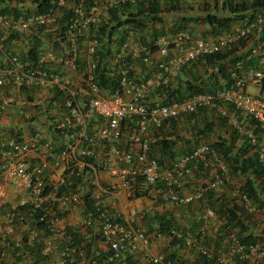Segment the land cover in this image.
Segmentation results:
<instances>
[{
	"label": "built area",
	"instance_id": "2783aa9c",
	"mask_svg": "<svg viewBox=\"0 0 264 264\" xmlns=\"http://www.w3.org/2000/svg\"><path fill=\"white\" fill-rule=\"evenodd\" d=\"M42 1L32 0V7L23 9L24 13L17 18L0 12V55L6 59L0 63V112L12 102L3 93L5 87L25 89L32 82L57 84L66 94L65 112L61 119L53 120L55 129L67 140L53 163L55 169H61L56 178L48 181L44 178V165L29 158L30 153L37 154L42 148L51 149V143L43 139L39 130L25 139L15 133L0 144V179L4 178L36 197L28 215L30 225L21 240L11 246L16 255L23 256L36 247L43 258L58 253L55 264H82L81 258L85 257L86 251L76 241V233L70 232L53 214L51 202L55 198L63 204H84L82 226L98 227L105 251L90 253L86 264H178L177 260H171L163 253L151 252L150 231L135 227L137 212L132 201L137 198V193H144L141 196L155 202L188 207L206 199L209 192L229 184L233 187L235 202L264 224V209L257 208L248 194L232 182L230 168L211 146L193 147L176 160L161 165L151 147L150 135L153 128L166 121L195 113L203 107L213 108L219 116L228 117L229 111L224 104L264 125V9L244 15L229 30L210 37H193L187 29L173 26L146 41L134 29H128L116 53L121 61L118 88L102 95L98 63L94 58L101 41L94 27L111 9L120 5L137 8L150 0H90L86 6L85 0H79L77 4L72 0L73 4L70 0H47L46 8L39 12ZM205 4L206 9L217 12V6H207L210 2ZM69 8L71 15L60 25L58 40L64 46L59 53L40 50L35 63L28 58L21 60L8 47V40L17 35L29 39L39 37L42 28L59 23L64 10ZM253 36L256 44L250 47L247 58L256 57L257 63L244 68L243 59L236 61L230 70L232 81L229 85L182 100L172 99L157 105L147 102L153 90L169 86L187 64ZM80 42L86 44L89 56L84 68L78 63ZM153 51L161 55L154 71L141 78L133 74L129 60L150 65ZM57 60L66 69L77 71L80 68L81 90L72 89L67 81L46 67ZM32 63L36 65L34 68L30 67ZM250 84L259 89L258 94L246 91ZM47 103L50 104L48 97L36 99L32 107ZM94 116L101 125L90 130ZM32 117L24 112L25 119ZM235 126L264 169V143L259 135L246 125L235 123ZM84 175L89 176L91 183L82 198L78 193ZM48 187L55 191L56 197L48 198L45 193ZM86 196L90 199V206L86 203ZM117 198L124 199L128 209L126 217L116 208ZM17 216L16 212L7 216L8 226ZM200 219L203 224L194 229L172 226L169 236H164L158 229L152 230L151 234L154 238L177 239L180 246L197 250L212 264H258L264 258V246L243 241L227 216L215 208L205 206ZM207 228H211V234ZM0 230L3 236L10 231L9 227ZM211 237L217 243L206 246L204 242ZM0 264H4L1 250Z\"/></svg>",
	"mask_w": 264,
	"mask_h": 264
},
{
	"label": "crops",
	"instance_id": "0c3cea01",
	"mask_svg": "<svg viewBox=\"0 0 264 264\" xmlns=\"http://www.w3.org/2000/svg\"><path fill=\"white\" fill-rule=\"evenodd\" d=\"M31 1L32 0L6 1L4 2V6H8V11L6 13L12 14L17 18L24 13L23 9L32 7L30 4ZM222 1L223 0H158V6L159 9L163 11V7L165 6L163 5V2H167V6H173L171 9L179 11L180 16L176 17V25H182V27L187 29L193 37H210L214 35L212 32H214V30L217 31L218 28L212 27L203 21L197 23V20L198 18L203 19L207 14L213 13L212 11L206 9V2L211 3L207 6L219 7ZM235 1L245 2L248 5L252 2V0ZM71 4L73 3L71 2ZM69 7L72 6L70 5ZM217 9H215V11H217ZM127 10L128 11L126 13L122 12L121 9L118 8L115 18L111 16L112 14L110 15V13H106L99 21L100 27L103 25L106 26V29L114 27L111 32L112 35L109 44L107 45L105 41L103 42L105 45L103 49H106L107 45L109 51L102 52L103 49L99 46L98 52L94 56L97 63L100 62L101 67L105 69L103 76L108 78L111 82H117L119 80L118 67L121 64V61L117 58V54H115V52L117 53L118 49L124 42L128 29L135 28L138 36L143 40L148 41V39L152 37V33L157 30H168L172 25L170 24V20L165 17L166 12L163 11V13H159L158 17L160 19L156 17L155 20H151V17H149L147 12H143L138 15L139 19H141L140 22L144 24L143 31H141L140 28H137L135 26L136 23L132 21L115 27L116 22L125 19L127 14L137 15V8L129 7ZM170 10L168 11L170 12ZM161 13L162 15H160ZM63 15L64 14H62L59 20H62ZM178 18L180 20H178ZM234 24L235 21L230 22L228 28H232ZM60 25L61 22L59 21L57 24H52L46 28H42L39 37L35 38L29 39L24 35H17L12 37L11 40L9 39L7 45L19 55L21 60H25L27 58L29 59V56L31 57V52L33 53V51L37 53L40 50H53L54 52L59 53L64 46V43L58 40L59 30L61 28ZM200 27H205L207 32H205L206 30L203 31L202 29H199ZM35 41H37L36 45ZM240 42H242L240 45H238L239 42H236L221 51L225 53L233 49L235 50L234 54H240L242 51H246L256 44V39L253 36L252 38L242 40ZM78 47V63L80 68H84L89 62V56L86 52V44L84 42H80ZM160 57L161 55L158 52L153 51L150 65H145L138 60L130 59L129 67L131 72L140 78L149 75L154 71L156 62L160 59ZM233 57V54H230L222 60H207L201 58L198 61L187 64L181 70L180 75L172 81L168 87L166 86L163 89L160 88L153 90L148 96L147 102L151 105L165 103L170 99H173L172 96H170L171 93L177 96V98L189 97L192 91L187 89L188 83H192L197 86L200 84L199 88L201 87V89L204 90L203 92H210L216 87L221 85L224 86L227 80L223 73H229L230 70L233 69ZM5 61L6 59L4 56L0 55V63ZM32 61H35L34 58H32ZM32 64L33 65H30V67L34 68L36 65H34V63ZM249 66L252 65H246L244 68ZM46 67L56 75L62 77L63 80L67 81V84L72 89H82L83 81L80 68L77 71L66 69L64 65L59 62V60L47 64ZM100 87L102 95H108L112 92L109 87L104 85H100ZM2 90L12 102L0 112V144L15 133H17V135L22 139H25L30 133L35 130H39L43 139L51 143V149L47 151L42 148L37 154L30 153L29 158L32 159V162L44 165V178L51 181L61 172V169L57 170L54 168L53 163L67 142L64 136H62L61 133L55 129L53 124V120L57 121L58 119H61L63 113L65 112L64 104L66 101V94L60 90L57 84L38 85L34 82H32V84L25 89L5 87ZM246 91L254 95L259 93V89L252 84L247 86ZM46 97L49 98L50 104L47 103L38 107H32V102L34 100ZM223 106H225L228 111L229 108H231V110L233 108L226 104ZM24 112L30 113L33 117L31 119H25ZM234 112L235 113L232 118H229V116L221 117L215 113L213 108L203 107L195 113L181 115L175 119H170L163 123L160 127L153 128L150 131L152 143H156L161 139H169L172 141L173 152L175 155H179L192 149L193 147L203 144L211 146L216 141L222 139L234 145L232 150V153H234L237 152L238 148L244 143V139L236 130L235 123L246 125L253 129L264 143V125L259 124L256 120L240 111H236L234 109ZM213 113L217 117L214 118ZM92 121V126L90 125L89 127L90 130H93L95 127L101 125V121H99L96 116L92 118ZM233 131H235L236 134ZM154 153L160 157L157 149L154 150ZM250 153H253V150H251ZM219 156L223 159L220 154ZM226 165L230 168L228 164ZM245 180V176L237 173L234 174L232 172V182H234L237 186L242 187ZM89 183H91V179L88 175H84L82 182L79 184L82 189L79 188L80 191L78 193L82 198L89 186ZM255 185L257 186V183ZM64 190L67 189L64 188ZM187 190L188 189L186 188L185 191L187 192ZM54 192L55 191L51 187L46 188L45 191L50 199L53 195L55 196ZM260 194L261 199L264 202V191H260ZM209 197L210 198L195 202L188 207H178L174 204H166L160 201L155 202L145 196H139L132 201L137 212L135 227L150 231V229H152L151 227L156 225L155 218H157V216L168 214L176 222L177 227H190L194 229L197 225H201V222L203 224V220L200 219V215L205 206H209L208 203L219 211L221 207H229L233 202H235V198L233 197V187L229 184L212 191V194H210ZM35 200L36 197L29 191L16 188L4 178L0 179V228L3 227V229H7L9 227L10 229V231L4 236L0 230V250L4 254V264H55V262L59 259L58 253H53L47 258L40 257L37 253L36 247L26 251L23 256H17L15 251L11 248L14 242L21 240L26 229L30 225L31 220L28 215L30 216V209L35 203ZM51 204L53 207V214L57 215V217L65 223L68 230L74 234L76 233L75 235H77L80 239V244L86 251L85 257L81 258L82 264H86L87 256L93 251H105V247L100 241L98 227L96 225L89 228L82 226V219L85 213L84 204H63L59 200H56V198L55 201L51 202ZM236 204L240 206L239 203ZM126 207L124 199L117 198L116 208L124 217H126L128 213V209ZM261 208L264 209V205ZM11 212L18 213V218L13 221L11 226H8L7 216ZM243 224L246 229L241 233L240 227L232 223L239 235L246 238L250 237L253 239L254 243L264 246V224L254 219L252 215H250L249 220H245ZM151 231L149 250L153 253H163L167 256L172 254L173 249L171 247L167 249V244L165 245L164 243L165 241L169 243L170 240L165 237L154 238ZM207 231L211 234V228H207ZM214 243H217V241H214L212 237L207 238L204 242V244L209 247H212ZM179 253L180 252L178 251V254ZM184 257L176 256L173 260H177L180 264L198 263L195 253L189 254L191 259H184ZM258 264H264V258L261 259Z\"/></svg>",
	"mask_w": 264,
	"mask_h": 264
},
{
	"label": "trees",
	"instance_id": "16d2710c",
	"mask_svg": "<svg viewBox=\"0 0 264 264\" xmlns=\"http://www.w3.org/2000/svg\"><path fill=\"white\" fill-rule=\"evenodd\" d=\"M6 1L9 0H0V12L1 13H6L8 11V6H4ZM74 1L75 4H77L79 2V0H72ZM90 0H85V4L84 6L87 5V2H89ZM174 1V0H172ZM47 6V0H43L41 2V4L39 5L38 11L39 12H43L44 9ZM143 9H142V8ZM145 7V8H144ZM120 8L122 12H126L127 13V9H129L128 6L126 5H120L115 9H111L109 10V13L112 17L115 18L116 16V11L117 9ZM140 8V9H139ZM170 8H173V6H171ZM169 8V9H170ZM205 8V7H204ZM263 8L264 9V0H252L251 4L248 5L245 2H241V1H235V0H223L221 5L218 7L217 12L216 13H210L207 14L206 17H204L202 19L203 22H206L207 24H209L212 27H217L218 31H223V30H227L229 27V23L232 21H238L241 18L244 17V15H249V14H253V12H255L257 9ZM138 11H137V15H131V14H127L126 18L123 19L122 21H118L116 22V26H120L122 24H125L127 22H135L136 23V27L140 28L141 31H143L144 28V24H142L140 21L141 19H139L138 15L142 14L143 12H147V14L149 15V17H151V20H155L156 17L159 18V13L161 12V10L159 9L158 6V0H150L149 3H147L144 6H138L137 7ZM71 15V9L69 8L68 10H64V15L62 20H60L61 24L65 23L66 19ZM138 17V18H137ZM160 19V18H159ZM117 20V19H115ZM99 26V25H98ZM96 27H94L95 29ZM114 27L110 28V29H106V26H99L97 27L95 30L97 32V34L99 35V39L101 41V49H103V47H105V45L103 44V42L105 41L107 43V45L110 42L111 39V35H112V30ZM136 33L137 30L135 28H133ZM153 34V33H152ZM138 35V34H137ZM157 34L154 32V36H156ZM240 42V41H239ZM242 43V42H240ZM37 44V41H35V45ZM106 45V49H103L102 52H108L109 48ZM250 49V48H249ZM248 50L246 51H242V53L240 54H234L233 49L223 53L222 51H219L215 54H211V55H207L201 58L207 59V60H222L225 59L228 55H232L233 54V63H235L238 60H242L245 62V66L246 65H256V57H250L249 59L247 58V54H248ZM101 53V52H100ZM30 54V53H29ZM31 57L29 56V59L32 60V58H34V60L36 59V55L37 53L35 51H33V53L31 52ZM201 58H199L198 60H200ZM248 59V60H244V59ZM197 60V61H198ZM36 63V61H34ZM98 73H99V84L100 85H104L106 87H109L112 92H114L115 89L118 88V81L115 82H111L109 81L108 78H105L103 76V72H104V68L101 67L100 62L98 63V67H97ZM224 76L226 77V84L222 87H225L227 85H229L231 83V76H230V72H226L223 73ZM200 84L194 85L192 83H188L187 84V89L191 92L192 94H197V93H209V92H203L204 90L201 89V87L199 88ZM221 86L214 88L212 91L218 89V88H222ZM168 87V86H167ZM165 87H162L161 89H163ZM173 100H182L183 98H177V96L173 95L171 93V95ZM172 99H170L167 102H170ZM166 103V102H165ZM235 133V131H233ZM236 134V133H235ZM233 144L226 142L225 140H218L215 143H213V145H211V147L218 153L220 154L225 163L228 164L232 170V172L234 174H241L243 176L246 177V180L244 182V185L241 187V189L243 191H245L248 196L251 198V200L253 201V203L257 206V207H262L264 205V202L261 199V194L260 191H264V169L261 166V164L258 161L257 155L253 152H251V147L250 145H248V143L244 140V143L241 147L238 148L237 152L232 153L233 150ZM151 147L153 150H158L160 157L157 158L160 162L161 165H166L167 163H169L170 161H174L176 160V158H178L179 156H181L183 153L179 154V155H175V153L172 150V141L169 139H161L158 140L156 143H151ZM257 180L259 181V185L257 183ZM257 183V186L255 185ZM258 187V188H257ZM60 190H64V188H61ZM144 193H137L136 197H139L141 195H143ZM212 194V192H209L206 196V198H210L209 195ZM86 198V203H89V197H85ZM209 206L212 207V205H210L208 203ZM88 206H90V203L88 204ZM221 214H224L225 216H227L229 222L233 223L234 225H237L238 227H240V232H244L246 227L244 226L243 222L245 220H249L250 215L247 214L246 212L243 211L242 207H240L238 204H236L235 202H233L229 207H221V209L219 210ZM156 221V225L151 227V230H155L158 229L164 236H169L170 233V228L172 226H176V222L173 220V218L170 215H160L157 216V218H155ZM41 227V225H39ZM178 228V227H177ZM77 236V235H76ZM241 237V239L245 242H249V243H254L253 239H251L250 237L246 238L243 237L241 235H239ZM76 241L79 243L80 239L78 237H76ZM170 247L173 249L172 254H169L167 257L169 259H174L177 256V249L180 247V242L177 239L171 238L170 239ZM195 264H212L211 262H208L204 257H202V259L198 258V263L196 262Z\"/></svg>",
	"mask_w": 264,
	"mask_h": 264
},
{
	"label": "rangeland",
	"instance_id": "374dc122",
	"mask_svg": "<svg viewBox=\"0 0 264 264\" xmlns=\"http://www.w3.org/2000/svg\"><path fill=\"white\" fill-rule=\"evenodd\" d=\"M70 2H72L71 0H70ZM163 5H165L164 7H163V11L164 12H166V14H165V17H167V19L168 20H170V24H172L171 25V27H173V25H176V17L177 16H180L179 14V11H175L174 9H171L169 6H167V2H163ZM169 5V4H168ZM171 10H170V9ZM168 10H170V12L168 11ZM163 11L161 10V12L163 13ZM109 13V12H108ZM162 13L160 14V15H162ZM193 14V13H192ZM193 16H194V14H193ZM198 16V15H197ZM180 18V17H179ZM178 18V20H180ZM104 22V21H103ZM198 22H202V19H199L198 18V20H197V23ZM173 23H175V24H173ZM99 25V23H97V25L95 26L96 28L97 27H99L98 26ZM178 25V26H177ZM176 26H174V28H178V29H181V28H184V27H182V25H179V24H177ZM170 26V25H169ZM95 28V29H96ZM154 29V28H153ZM170 29V28H169ZM168 29V30H169ZM199 29H202L203 31H205L206 29H205V27H200ZM168 30H157V31H155V33L156 34H159V33H165L166 31H168ZM228 30H229V28H228ZM224 31V30H223ZM223 31H215L214 30V32H212V33H214V34H220L221 32H223ZM227 31V30H226ZM205 32H207V30L205 31ZM152 37L154 36V33L151 35ZM238 45H240V42L238 43ZM102 46L100 45V48H101ZM115 54H116V52H115ZM215 113H216V111H215ZM234 109L232 108V110H231V108H229V118H232L233 117V115H234ZM214 114V113H213ZM214 116V118L215 117H217L215 114L213 115ZM257 183H258V185H259V181L257 180ZM127 208V207H126ZM201 225H202V222H201ZM194 226H196V225H194ZM198 226V225H197ZM165 243V245L167 244V249L170 247V244L167 242V241H165L164 242ZM178 251L180 252L179 254H177V256L178 257H184V259H191L190 257H189V254H191V253H195V257H197L196 259H198V258H200V259H202V256L200 255V253H198L197 251H195V250H193V249H188V248H184V247H182V246H180L179 247V249H177V253H178ZM182 255V256H181ZM183 262H184V260H183ZM179 264H180V262H178Z\"/></svg>",
	"mask_w": 264,
	"mask_h": 264
},
{
	"label": "clouds",
	"instance_id": "9594fccd",
	"mask_svg": "<svg viewBox=\"0 0 264 264\" xmlns=\"http://www.w3.org/2000/svg\"><path fill=\"white\" fill-rule=\"evenodd\" d=\"M205 5H206V4H205ZM227 30H228V29H227ZM224 31H226V30H224ZM224 31H223V32H224ZM214 35H215V34H214ZM212 36H213V35H212ZM239 41H242V40H239ZM239 41H238V42H239ZM231 107H232V106H231ZM255 206H256V205H255ZM256 207H257V206H256ZM257 208H261V207H257ZM249 215H250V214H249Z\"/></svg>",
	"mask_w": 264,
	"mask_h": 264
}]
</instances>
